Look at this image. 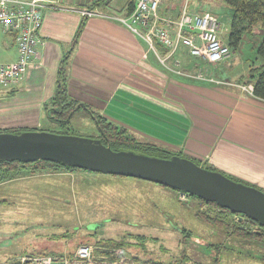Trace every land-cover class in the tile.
Segmentation results:
<instances>
[{"label":"crops","instance_id":"obj_1","mask_svg":"<svg viewBox=\"0 0 264 264\" xmlns=\"http://www.w3.org/2000/svg\"><path fill=\"white\" fill-rule=\"evenodd\" d=\"M96 1L45 0L42 45L24 78L0 86V130H42L50 120L44 105L55 97L61 63L69 56L71 96L139 136L264 190V100L244 88L240 78L246 73L221 79L210 66L215 63L185 48L179 52L185 74L171 71L118 19L132 0ZM167 1L164 12L178 15L181 0L169 9ZM87 9L93 13L84 15ZM17 57L15 35L0 30V63ZM168 64L174 66L172 59ZM199 72L205 78H197Z\"/></svg>","mask_w":264,"mask_h":264},{"label":"rangeland","instance_id":"obj_2","mask_svg":"<svg viewBox=\"0 0 264 264\" xmlns=\"http://www.w3.org/2000/svg\"><path fill=\"white\" fill-rule=\"evenodd\" d=\"M190 9H205L217 15L222 24L221 38L226 42L232 9L226 6L225 0H191ZM255 40L248 37L229 58L211 64L215 76L235 78L236 74L246 73L240 79L248 80V70L256 54ZM201 69L205 74L210 70L205 66ZM71 128L77 135L86 137L99 132L83 108L74 113ZM42 129L64 131L51 120L45 121ZM29 173L24 170L19 181L0 183V264L17 260L23 252L69 253L92 239L124 241L122 248L130 256L137 254L144 259L175 260L186 253L208 260L209 254L201 247L210 242L224 243L238 251L253 248L248 241L209 228L195 215L197 211L215 214L216 209L201 205L188 195L183 198L179 191L162 189L156 183L97 173L93 176L83 172ZM35 178H47L50 182L36 185ZM64 181L69 183L68 190L62 185ZM79 182L87 186L82 188ZM94 223L102 225L88 227ZM180 226L199 234H182L176 229ZM87 229L96 234H88ZM65 230L70 233L68 236H62ZM224 253L228 259H237L235 253L231 255L228 250Z\"/></svg>","mask_w":264,"mask_h":264},{"label":"trees","instance_id":"obj_3","mask_svg":"<svg viewBox=\"0 0 264 264\" xmlns=\"http://www.w3.org/2000/svg\"><path fill=\"white\" fill-rule=\"evenodd\" d=\"M103 0H97L95 4H98ZM226 6L232 9V17L230 23V32L228 34L226 43L232 48V50H238L242 46V43L246 42L247 38H254V48L255 56L252 59L250 68L248 70V80L242 81L246 84L251 83L253 85V95L264 100V0H225ZM167 9L176 8L177 3L174 4L169 0L167 1ZM134 2L133 0L129 2L128 14L133 10ZM198 11L205 12L206 10ZM166 13V10H165ZM84 24H82L79 29L78 36L81 32V29ZM16 42V40H15ZM158 49H163L162 54L167 52V48L162 46L160 43H157ZM69 57V56H68ZM68 57L65 56L63 59L60 69L59 76L57 81V93L51 101L47 102L44 105V110L47 113L48 118L58 123L61 127L64 128V131L59 133L65 134H77L72 131L71 123L74 116V113L79 109H86L90 117L94 120L95 125L98 128V133L93 136V138H99L103 143L109 144L114 150H134L136 152H141L149 155H154L163 158H169L173 155H181L193 159L197 164L202 165L211 170H218L213 165L202 162L199 159L189 157L181 151L174 150L169 148L161 143L155 142L151 139L137 135L135 132L131 131L128 127L118 124L112 120H108L106 117L102 116L98 110L93 108L91 105L80 101L79 99L71 96L68 90ZM254 64V65H253ZM42 129V128H41ZM25 130H34L27 128H7L0 131H10V132H22ZM43 130V129H42ZM24 170H29V174L39 175L44 173L54 174V173H77L83 172L92 175L93 173L97 174H107L101 172H93L86 169H82L76 166H71L64 164L60 161L54 160H37L34 162H23L20 160H3L0 161V183L14 182L19 181L23 175L21 174ZM220 171V170H219ZM226 174V173H225ZM115 177H128L123 175H114L108 174ZM227 176L237 180L240 179L234 178L228 174ZM48 176V175H47ZM93 176V175H92ZM91 176V177H92ZM134 178V177H132ZM80 179V178H79ZM93 179V178H91ZM116 179V178H114ZM138 180H143L135 178ZM40 185V183H49L50 181L47 178H35ZM97 180V179H96ZM79 181V180H78ZM147 181V180H145ZM87 183V181H85ZM151 182V181H150ZM244 182V181H242ZM54 183V182H53ZM82 185V188L86 187L83 183L79 182ZM94 183V182H93ZM154 183V182H153ZM250 184L248 182H244ZM65 189L68 190V184H65ZM162 189L179 191L172 187L166 185L157 184ZM252 185V184H250ZM37 187V186H36ZM34 187V188H36ZM191 198L200 202L201 205L206 204L210 208L216 209L215 214H208L207 212H196L195 215L197 219L208 225L209 228H216L226 234L228 237L234 239H240L248 241L252 244L253 248H247L244 251L237 250L236 248L226 246L224 243H215L208 242L209 244L202 245V251L209 256L208 260L202 258H193L190 255L184 253L180 257L170 260L163 259H144L137 254H134V258L142 262H151L155 264H264V227H260L258 222L252 220L247 216H243L242 219H239L235 216L237 214L232 213L227 208L220 207L215 202H207L204 199L196 196L190 195ZM182 234H199L195 233L192 230L186 227H178ZM88 234H96V231L87 229ZM55 234V233H54ZM68 230H65L62 233V236H68ZM61 236V237H62ZM86 243H103L112 244L119 247H123L126 243L124 241H117L115 239H109L107 241H101L99 239H92ZM224 250H228L229 253L237 254V259H228L227 255L225 256ZM74 250L70 251L69 254H72ZM55 252H45L38 251L36 253H20L18 255L24 254H34V255H43L50 254ZM63 253V252H62ZM61 254V253H56ZM4 264H16L14 260L4 263Z\"/></svg>","mask_w":264,"mask_h":264},{"label":"built area","instance_id":"obj_4","mask_svg":"<svg viewBox=\"0 0 264 264\" xmlns=\"http://www.w3.org/2000/svg\"><path fill=\"white\" fill-rule=\"evenodd\" d=\"M166 0H133V10L118 19L153 51L159 61L178 74H185L181 67L180 50L209 63L229 58L233 50L221 38V22L217 15L205 11H192L191 0H184L175 17L165 13ZM173 4L176 0H170ZM45 0H0V30L15 35L18 57L0 63V86L7 88L25 77L35 55L42 45L40 31L43 25ZM164 12V13H163ZM91 10H83L90 15ZM157 43L167 48L162 54ZM172 59L173 65L168 64ZM205 78L203 72L196 75ZM253 94V85L244 86ZM183 198L187 193L180 192ZM236 219L238 218L235 216ZM16 264H155L142 262L130 256L122 247L104 243L80 244L72 254H24Z\"/></svg>","mask_w":264,"mask_h":264},{"label":"water","instance_id":"obj_5","mask_svg":"<svg viewBox=\"0 0 264 264\" xmlns=\"http://www.w3.org/2000/svg\"><path fill=\"white\" fill-rule=\"evenodd\" d=\"M54 160L93 172L123 175L172 187L247 216L264 227V190L211 170L193 159L114 150L99 138L48 130L0 131V161ZM99 224L88 227L97 228Z\"/></svg>","mask_w":264,"mask_h":264}]
</instances>
